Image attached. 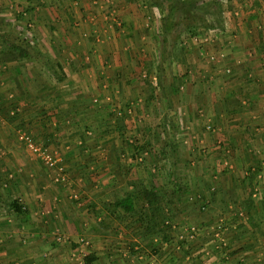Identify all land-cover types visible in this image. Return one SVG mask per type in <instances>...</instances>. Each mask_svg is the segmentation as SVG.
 I'll return each mask as SVG.
<instances>
[{"label":"crops","instance_id":"crops-1","mask_svg":"<svg viewBox=\"0 0 264 264\" xmlns=\"http://www.w3.org/2000/svg\"><path fill=\"white\" fill-rule=\"evenodd\" d=\"M185 1L0 0V35L29 43L28 56L4 60L0 36V264H196L212 243L186 242L188 254L174 259V244L144 220L157 218L144 189L173 200L156 188L160 169L176 182L198 154L220 168L207 157L220 147L210 134L264 135V0ZM186 21L228 26L205 45ZM14 108L61 153L66 183L10 142ZM249 124L261 127L244 132ZM187 196L178 199L218 197ZM127 197L131 211L117 205ZM184 213L179 232L190 224Z\"/></svg>","mask_w":264,"mask_h":264},{"label":"rangeland","instance_id":"rangeland-1","mask_svg":"<svg viewBox=\"0 0 264 264\" xmlns=\"http://www.w3.org/2000/svg\"><path fill=\"white\" fill-rule=\"evenodd\" d=\"M180 2L183 6L188 5V1L180 0ZM221 5L223 6L222 3ZM187 7L189 6L185 8ZM165 10L166 8L164 7L162 11L164 12ZM185 24V29L188 31L187 33H190L191 27H196L198 31L208 32L212 38L218 37L212 34L213 32L211 31L213 28L221 27L224 32L228 26L226 22L223 24L212 22L201 27L196 26L197 22L193 23L186 21ZM175 26L178 30L184 29L183 24L175 23ZM194 40L199 42L195 38ZM14 109V115L11 117L14 119L13 122L17 124L15 123V125H12L13 122H9L11 126H16L14 129L9 128L10 134L13 135V137L9 136V138H11L10 142L12 144L14 143L16 149L21 153V157L28 162L31 161V157H36L37 161L33 158L35 161L33 160L31 162L41 167L45 166L44 173L46 178L53 179L56 183H66L70 171L61 153L56 149L43 145L35 135L24 126L25 123L22 124L18 119L21 110H17V108ZM151 111L153 115L156 114L154 110ZM4 119L9 118L5 117ZM236 123L238 124V121ZM1 127L4 129V127L7 128V125L2 124ZM260 127V124H249L243 131L254 133L256 132V128ZM21 131L33 137L34 141L39 145H43L45 148L56 152L62 159V163L66 168L64 180L57 181V171L48 168L41 158L23 143L19 135ZM210 135L212 139L216 140V145H220V147L217 150L211 149L207 157L210 154L214 155L217 161H220V168H216L212 165L211 161L216 162L213 158H210L208 162V160H205L206 157L204 153L198 154L194 158L193 165L191 163L193 159L188 158L189 164L185 169L187 173L179 171L174 178L176 182H172L171 178L165 176L167 169L165 170V168L162 167L158 176L162 184H158L159 188H156L164 192V195L172 197L173 200L164 199L161 201V205L159 204L161 209L157 211V218L144 216V220L146 219L145 221L151 225L153 230L159 232V236L164 239V242L168 243V246L174 244V248L170 247L174 259L180 254L182 257L188 254L186 245H188L189 241H191L192 246L207 243L205 241H212V243L206 245L204 250H201V255H199L200 251H196L197 247L195 248L196 252L193 255L198 254L200 256L195 255L197 258L193 257L194 260H198L196 264H264V135L262 133L260 136L239 134L236 137L228 135L227 137L215 136L214 134ZM230 138L241 139V146L237 145L239 149L236 148L234 141ZM25 149H29V153L26 152ZM191 155H193V153ZM34 167L36 168L37 166L34 165ZM42 171L44 170L42 169ZM219 177H221L222 180ZM145 185L150 186L149 184H143L142 186L145 188ZM6 187H11V184L8 183ZM13 189L16 191L15 187ZM146 189L152 190V188ZM199 192L207 195L215 194L218 195V197L207 198L206 201L199 198H193L192 200L178 199L184 194H187V197H196ZM249 195L253 199V206H251V208L247 205ZM176 211L180 213L185 211L183 216L185 215L188 223H190L182 232H179L178 228H175V225L177 227V223L180 222L178 220L179 216L176 215ZM161 219L167 227L172 228L173 234L177 233V236L175 234L171 236L172 233L169 232L166 237L168 230L164 231L161 229V224H159ZM191 227L197 229V234L193 238H189ZM202 255L205 256L203 257ZM188 256L189 259H192V254ZM226 261H230V263H226Z\"/></svg>","mask_w":264,"mask_h":264},{"label":"trees","instance_id":"trees-1","mask_svg":"<svg viewBox=\"0 0 264 264\" xmlns=\"http://www.w3.org/2000/svg\"><path fill=\"white\" fill-rule=\"evenodd\" d=\"M195 26V25H194ZM193 28V29H192ZM2 29V27H1ZM0 29V30H1ZM192 33L197 32L198 30H196V27H191L190 28ZM1 38L3 39L4 43H5V51H6V56L4 60H7L11 57H26L29 55V50H28V46L29 43L26 41V45L23 46V43L25 42L23 39L19 41L14 40L16 39L13 36V33L11 32H4L1 35ZM156 193V190H154L152 188V190L150 189H144V194L146 196L147 201L150 203L151 208H153L155 211H160V202L162 201L161 199H152L151 195H154ZM131 200L129 199V197L124 198L120 201L117 202L118 206H122L125 210L131 211L133 210V207L131 205ZM247 205L249 208H251V206H253V199L252 197L249 195V198L247 200ZM9 206L13 209H15V211L17 212H22L23 208L22 205L18 202V200H13L12 202L9 203ZM95 257L92 256L90 258H88V260H93Z\"/></svg>","mask_w":264,"mask_h":264},{"label":"built area","instance_id":"built-area-1","mask_svg":"<svg viewBox=\"0 0 264 264\" xmlns=\"http://www.w3.org/2000/svg\"><path fill=\"white\" fill-rule=\"evenodd\" d=\"M224 6L227 3V0H219ZM201 31H197L195 33H192L191 35L198 40L200 43L202 44H207L209 42L212 41V39H214V37L212 38L211 35L208 34V32H201ZM212 34L218 36V34H222L223 30L222 28H213ZM13 113V112H12ZM20 139L34 152L36 153L41 160L44 162V164L48 167V168H52L53 170L55 169L57 171V176H56V180L57 181H62L65 179V175H66V168L62 163V159L56 154V152H53L47 148H45L43 145H39L38 143H36L33 139V137H31L30 135H28L25 132H20ZM142 160V158H141ZM197 234V229L195 227H191V232H190V236L189 238H193L195 235Z\"/></svg>","mask_w":264,"mask_h":264}]
</instances>
